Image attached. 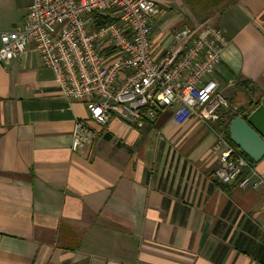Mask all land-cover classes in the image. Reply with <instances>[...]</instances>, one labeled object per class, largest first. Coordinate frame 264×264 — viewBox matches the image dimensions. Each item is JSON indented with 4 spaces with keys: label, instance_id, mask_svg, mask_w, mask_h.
Masks as SVG:
<instances>
[{
    "label": "crops",
    "instance_id": "1",
    "mask_svg": "<svg viewBox=\"0 0 264 264\" xmlns=\"http://www.w3.org/2000/svg\"><path fill=\"white\" fill-rule=\"evenodd\" d=\"M158 2L156 60L172 32L207 23L226 40L213 78L230 107L245 106L241 82L264 95V0ZM223 112L210 129L178 126L170 108L141 128L112 116L73 151L85 106L35 51L0 64V264H264V157L250 165L257 187L244 174L218 185Z\"/></svg>",
    "mask_w": 264,
    "mask_h": 264
},
{
    "label": "built area",
    "instance_id": "2",
    "mask_svg": "<svg viewBox=\"0 0 264 264\" xmlns=\"http://www.w3.org/2000/svg\"><path fill=\"white\" fill-rule=\"evenodd\" d=\"M160 13L158 0H29L24 22L0 31V64L35 51L62 98L85 106L73 151L91 142V122L103 126L112 116L141 128L170 108L178 126L194 118L210 129L230 108L213 78L226 40L207 23L185 26L172 32L173 45L156 60L151 42ZM213 134L217 183L244 174L239 185L257 187L249 161L223 130Z\"/></svg>",
    "mask_w": 264,
    "mask_h": 264
},
{
    "label": "water",
    "instance_id": "3",
    "mask_svg": "<svg viewBox=\"0 0 264 264\" xmlns=\"http://www.w3.org/2000/svg\"><path fill=\"white\" fill-rule=\"evenodd\" d=\"M229 140L252 162L264 157V95L255 97L251 106L230 121Z\"/></svg>",
    "mask_w": 264,
    "mask_h": 264
},
{
    "label": "trees",
    "instance_id": "4",
    "mask_svg": "<svg viewBox=\"0 0 264 264\" xmlns=\"http://www.w3.org/2000/svg\"><path fill=\"white\" fill-rule=\"evenodd\" d=\"M238 88L241 92L243 93H246L247 96H246V102H245V106H242V107H239V108H233V107H230V104H229V110L227 111H224L223 112V115L225 117V121L223 124V127H224V134H225V138L226 140L228 141V143L234 147L238 152L239 154L244 157L245 159H247L251 164H253L254 162H252L249 158H247L246 155H244L242 152H240L234 145L233 143L229 140V134H228V126H229V123L231 120H233L235 117H237L238 115H240L242 112L245 111V108L251 106V102L253 101V99L255 97H260L263 95V93L258 89L256 88L254 85H252V83L250 81H244V82H241L239 85H238ZM249 96H253V99H250ZM220 185V184H218ZM221 186H224V185H221Z\"/></svg>",
    "mask_w": 264,
    "mask_h": 264
},
{
    "label": "rangeland",
    "instance_id": "5",
    "mask_svg": "<svg viewBox=\"0 0 264 264\" xmlns=\"http://www.w3.org/2000/svg\"><path fill=\"white\" fill-rule=\"evenodd\" d=\"M28 4V0H0V26L12 30L19 23Z\"/></svg>",
    "mask_w": 264,
    "mask_h": 264
}]
</instances>
